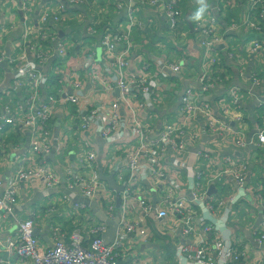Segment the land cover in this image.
Listing matches in <instances>:
<instances>
[{"label": "built area", "instance_id": "2783aa9c", "mask_svg": "<svg viewBox=\"0 0 264 264\" xmlns=\"http://www.w3.org/2000/svg\"><path fill=\"white\" fill-rule=\"evenodd\" d=\"M38 2L22 0L21 10L31 16ZM93 2L58 0L42 12L34 31L22 34L8 55L0 50V65L5 64L13 75L9 96L20 95L25 100L22 105L15 103L14 114H0V138L19 127L29 135L26 149L9 168L10 175L0 176V228L5 234L4 239L0 237V264H118V250L127 238L145 240L148 222L169 218L174 230H179L188 242L176 248L179 264H241L248 253L231 237L228 222L232 207L248 210L243 206L249 194L245 179L247 166L225 158L221 161L225 168L214 175L206 176L199 170L202 162L215 160L203 153L201 132L212 135L222 130L209 104L203 100L222 82V70H217L220 64L235 55L222 58L215 54L208 41L197 38L200 47L213 56V61L198 73L197 86H182L180 79L173 83L171 77L179 75L183 71L181 67L187 69L183 56L179 55L175 66H168L163 73L159 68L165 52L160 49L164 55L158 51L159 56L148 66L142 58L133 60L132 45L136 33L143 27L135 17L134 5L157 6V15L167 23V36L175 38L183 19L177 0H120L108 6L116 14L129 6L125 20L105 23L99 34L100 21L93 19L86 35L98 37V46L82 60V71L70 72L68 41L44 27L50 20L61 26V14L67 13L69 7L95 10ZM247 4L246 21L250 24L258 21L260 25L241 26L262 34L264 0H247ZM213 20L210 17V22ZM11 28L0 26V35ZM195 31V36L207 34L198 32L197 28ZM48 44L54 45L58 53V59L51 66L48 65L53 54L48 52ZM181 46L186 47V42ZM262 50L264 53L259 41L252 42L253 54ZM128 58L129 66H123L122 62ZM214 64L217 67L210 69ZM47 67L46 73L37 69ZM142 71L151 79L141 74ZM157 80L164 86L157 84ZM65 83L73 87L72 91L63 90ZM172 84L176 90L167 91L166 85ZM253 85L259 86L260 80L254 78ZM159 107L173 109L158 119L155 111ZM57 118L61 127L54 137L53 122ZM17 141L13 146L0 147V152L12 151L9 157L16 155L21 147L19 136ZM254 142L264 147V128L255 132ZM234 143L242 145L241 133L235 135ZM50 157L55 159L54 164ZM99 171L103 175L112 174L115 184L123 190L116 193L110 189L101 180ZM217 175L234 180L236 193L229 199V206L221 195L208 194L205 181L215 184ZM21 186L35 187L41 193L44 203L38 211L47 208L48 244L33 234L36 211L31 212L30 218L15 215L17 198L24 188ZM76 198L95 202L111 221L118 218L113 242H104L107 226L94 218L87 207L75 203ZM256 198L260 203L263 200L261 194ZM58 203L67 209L60 210ZM197 209L205 216L202 221L207 223L202 229L194 224ZM8 222L15 223V230L8 229ZM76 228L82 231H75ZM225 232L229 237L224 236ZM206 234H212L210 246L206 245ZM258 236L257 243L262 245L264 216Z\"/></svg>", "mask_w": 264, "mask_h": 264}, {"label": "crops", "instance_id": "0c3cea01", "mask_svg": "<svg viewBox=\"0 0 264 264\" xmlns=\"http://www.w3.org/2000/svg\"><path fill=\"white\" fill-rule=\"evenodd\" d=\"M57 1L40 0L36 8H33L34 14L32 13L31 16L21 10L20 3L22 0L0 1V26L10 25L12 27L11 30L0 35V50L8 55L13 44L22 39L21 36L25 31H34L41 13ZM111 2L112 0H94L92 6L95 10L69 7L67 13L61 14L63 20L61 26L50 21L47 23V27H44L53 30L59 38L68 41V60H70L69 65L72 69L70 72L82 71V60L98 46V37L86 35V30L92 25L93 19L100 21V26L97 27L100 34L103 32L101 27L105 23L117 24L127 17V6H124L116 14L112 7L108 6ZM177 2L183 14L177 31L179 40L175 42L172 36H167V23L164 18L157 15V9L134 5L135 17L143 27L136 33L133 43L137 53L144 57L143 60L145 61L146 59L152 61L159 56L156 49H150L153 46L166 48L169 53L165 55L174 58V62L179 60L178 51L186 54L187 63L185 65L187 69L182 72V75L179 74L175 77L180 79L182 86H197L198 70L202 68V62L209 53L206 50L205 54L201 51L200 42L196 40L197 37L195 36V24L198 22L197 13L200 12L201 7H204L200 18L206 17L205 12H208L210 16L202 20L203 26L208 27L210 25V17L215 19L224 37L223 44L225 46L221 48L222 52L229 49L235 51L234 58L225 63L226 71L221 73L225 81L220 82V85L224 84L226 88L222 86L213 88L203 100L204 103L209 104L211 112L219 121L222 130L212 135H203L201 132V143L215 157V160L202 162L199 170L204 172L203 174L206 176L214 175L225 168L221 162L225 158L246 164L245 179L249 194L243 202V206H246L248 210L245 211L239 206L232 207L228 227L236 244L247 250V258L243 259L242 264H264V243L262 245L257 243L259 226L264 216V147H259L254 142L255 132L264 128V53L263 50L256 54L251 52V45L255 40L259 41L264 49V32L262 34L255 33L250 28L242 26L238 28V31H232V26L235 23L242 25L247 20L249 15L247 0H177ZM262 26L264 30V20ZM184 42H186V47L183 49L181 45ZM47 46L48 52L54 56V63L58 59V56L55 57L57 55L56 48L52 44ZM132 58L134 61H138L139 57L134 54ZM12 78L13 75L6 65H0V114H14L16 111L15 103L20 102L22 105L25 102L20 95L16 98L9 96ZM254 78L260 80V85L257 87L253 85ZM239 87L241 88L239 100L233 102L234 99L228 91ZM72 89L71 85L63 84L64 91L70 92ZM166 90L173 91L176 90V87L174 84L166 85ZM53 123L55 137L60 133L61 124L58 118ZM199 128L202 129L200 122ZM237 133L242 135V145L234 143ZM18 136L21 139V147L16 155L9 157L12 151L0 152L1 177L10 175L9 168L16 156L21 155L26 149L29 135L26 130L19 127L15 131H8L6 135H2L0 138V147H10L17 144ZM51 163H55L54 158ZM205 183L208 192L210 193L212 190L211 195H221L227 205L229 199L236 193L234 180L230 177L217 175L215 184L209 183L208 180ZM21 187L24 188L19 192L15 215L17 218H30L31 212L36 211L35 230L39 232L41 241L48 244L42 239V236L45 235L49 240L47 208L44 207L42 212L38 211V207L44 203L41 193L35 187ZM257 194H261L263 197L261 203L256 198ZM57 205L60 210L67 209L60 203ZM89 212L92 215L90 209ZM204 217L197 209L194 220L197 228L200 229L207 224L206 221H202ZM8 224L10 231L15 230L14 222H8ZM79 230L82 231L80 228L75 229V231ZM146 231L148 236L145 240L138 237H129L125 240L123 248L118 250V264H179L175 256L176 248L187 245L188 242L187 239L181 237L179 230H174L172 219L148 222ZM3 232L4 229L0 228V237L4 239L5 234ZM227 235L228 232H225L224 236ZM190 239L193 240L194 238Z\"/></svg>", "mask_w": 264, "mask_h": 264}, {"label": "rangeland", "instance_id": "374dc122", "mask_svg": "<svg viewBox=\"0 0 264 264\" xmlns=\"http://www.w3.org/2000/svg\"><path fill=\"white\" fill-rule=\"evenodd\" d=\"M112 1H115V2H118V1H120V0H112ZM39 2H40V0H39ZM38 2V3H39ZM37 3V4H38ZM37 4L35 5V8H36V6H37ZM148 6V5H147ZM148 7H152V8H154V9H158V7L157 6H148ZM263 9H264V6L262 7ZM127 10H129V6H127ZM33 12V14H34V10L32 11ZM42 14V13H41ZM206 17H204L203 19H205V18H209V16H210V14L208 13V12H205V14H204ZM40 17H41V15L38 17V20L40 21ZM202 17L200 18V19H198V22L195 24V27L198 29V32L199 31H204V32H206L207 34L206 35H204V36H198V35H196V37L198 38V39H201V40H206V41H208L210 44H211V46H212V49H213V51L215 52V54H217V55H220V56H225V55H227V54H232V55H235V51H233L232 49H229V50H227V51H225V52H222V50H221V48L222 47H224L225 45L223 44V35H222V31H221V29H220V27H219V25H218V23L216 22V20L214 19L212 22H210V25L208 26V27H205V26H203V23H201L202 22ZM39 21H38V25H39ZM50 21H52V20H50ZM49 21V22H50ZM49 22H47V23H49ZM53 22V21H52ZM47 23H46V25H47ZM243 24H249V25H260V23L257 21V22H253V23H248V21H244L243 22ZM242 24V25H243ZM37 25V26H38ZM36 26V27H37ZM241 26V23L239 24V23H235L233 26H232V31L233 32H236V31H238L239 29V27ZM47 27V26H46ZM178 36H176L173 40H175V42L177 41V40H179L178 38H177ZM146 43H147V41H145ZM133 47H134V53L135 54H137L138 56H139V58H144V57H142V56H140L138 53H137V51H136V47L134 46V45H132ZM181 47V46H180ZM182 48L184 49V47L182 46ZM150 49H156L157 51H159L161 54H163L161 51H160V49L163 51V52H165L166 54L168 53V51H167V49L166 48H159V47H157V46H153V47H150ZM201 51L205 54V50L203 49V48H201ZM56 56L55 57H57L58 56V53L56 52ZM147 55V54H146ZM164 55V54H163ZM178 55H180V56H183V58H184V63H187L186 62V54H183V52L182 53H180L179 51H178V53H177V56ZM213 56L211 55V54H209L208 53V56L207 57H205L204 58V61L202 62V68L200 69V70H198L199 72H202L203 70H204V67H208V66H210V64H211V62L213 61V58H212ZM53 60H54V56H53V58L51 59V61H50V64H52L53 63ZM163 65L159 68V70L161 71V72H163V73H166L167 72V70H168V66H175V64H174V58H172V57H170V56H166V55H164L163 56ZM55 62H56V60H55ZM54 62V63H55ZM145 64H147L148 66H150L151 65V59L150 60H147L146 59V63ZM122 65L123 66H129V58L128 59H126V60H124L123 62H122ZM217 66H216V64H214V65H212V67L210 68V69H215ZM47 69V68H46ZM43 70V69H42ZM181 70H183V71H185V69H184V67H181ZM218 71L219 70H222V71H226V64L225 63H221L220 64V67L217 69ZM50 71L52 72V73H55V69H53V68H51L50 69ZM182 71V72H183ZM47 72V71H46ZM182 72L180 73V75H182ZM139 73V72H138ZM141 74H147V72H144V71H142V72H140ZM150 75H148L147 74V78L148 79H151L150 77H149ZM178 76V75H177ZM220 77H222V74H220ZM157 84H160L161 86H164V83L161 81V80H157ZM224 87V88H226V85H224V84H221V85H219V84H216L215 85V87ZM240 91H241V88L239 87V88H237V89H235V88H233L232 90H229L228 92H229V95L233 98V99H236V100H239V96H240ZM154 100H156V101H158V99H156V98H154ZM264 101V100H263ZM156 107V106H155ZM172 109L173 108H170V109H167L166 107H159V108H156V111H155V114H156V116H157V118L158 119H163L164 117H166V115H168L169 113H171L172 112ZM145 117L144 116H142V119H144ZM216 118V117H215ZM217 119V118H216ZM199 121H201V120H199ZM202 148H203V153L204 154H207L209 157H211L212 155H211V153L206 149V147L204 146V145H200ZM138 186L139 187H143V184H138ZM208 194L209 195H211L209 192H208ZM155 202V203H154ZM153 204L154 205H156V200H154L153 201ZM69 226H71L72 227V225L70 224ZM207 226V224H205L202 228H204V227H206ZM201 228V229H202ZM205 239H206V245H207V242H208V245L207 246H210V244L212 243V234H210V235H207L206 234V236H205ZM209 242H210V244H209ZM243 261V260H242ZM242 264V263H241Z\"/></svg>", "mask_w": 264, "mask_h": 264}, {"label": "water", "instance_id": "95a60500", "mask_svg": "<svg viewBox=\"0 0 264 264\" xmlns=\"http://www.w3.org/2000/svg\"><path fill=\"white\" fill-rule=\"evenodd\" d=\"M81 12H84L83 10H80ZM38 70L42 71L43 73H46L47 69H39ZM50 159L52 160L53 157H50ZM99 176L101 178V180L105 181L109 188L112 189L113 191H115L116 193L121 192L123 190V187H118L113 179V175H103L101 171H99ZM212 190H210V194H211ZM75 203L77 204H81L85 207H87L88 209H90V211L92 212V216L94 218H96L99 222L104 223L108 230L107 232L104 234L103 236V240L105 243H111L113 242V239L116 236V230H117V226H118V218H116L115 220L111 221L109 219L106 218V216L104 215V213L102 212V210L98 207V205L95 202H90L87 199H75L74 200ZM155 203V202H154ZM119 206V198L117 196V207ZM34 236L38 237L39 236V232L37 230L34 231ZM42 239L48 243V239L46 238V236H42Z\"/></svg>", "mask_w": 264, "mask_h": 264}, {"label": "trees", "instance_id": "16d2710c", "mask_svg": "<svg viewBox=\"0 0 264 264\" xmlns=\"http://www.w3.org/2000/svg\"><path fill=\"white\" fill-rule=\"evenodd\" d=\"M160 2H162V0H159ZM230 5V4H229ZM263 21V20H262ZM262 21H261V23H262ZM263 27V26H262ZM222 58H224V56H222ZM224 60H226V59H224ZM220 79H221V81H225V78L222 76V77H220ZM171 81L174 83V82H176V81H179V79H177L175 76H172L171 77Z\"/></svg>", "mask_w": 264, "mask_h": 264}, {"label": "clouds", "instance_id": "9594fccd", "mask_svg": "<svg viewBox=\"0 0 264 264\" xmlns=\"http://www.w3.org/2000/svg\"><path fill=\"white\" fill-rule=\"evenodd\" d=\"M204 7H201L200 12L197 13V19L200 18L201 13H203Z\"/></svg>", "mask_w": 264, "mask_h": 264}]
</instances>
